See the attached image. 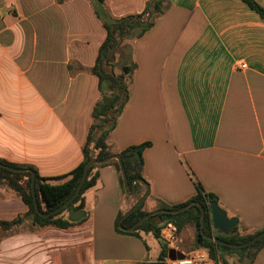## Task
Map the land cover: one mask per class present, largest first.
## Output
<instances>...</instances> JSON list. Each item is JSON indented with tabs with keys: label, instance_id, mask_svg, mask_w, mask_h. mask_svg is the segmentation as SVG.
<instances>
[{
	"label": "crops",
	"instance_id": "1",
	"mask_svg": "<svg viewBox=\"0 0 264 264\" xmlns=\"http://www.w3.org/2000/svg\"><path fill=\"white\" fill-rule=\"evenodd\" d=\"M148 1L106 0L105 10L113 18L138 15ZM165 1L151 29L128 41L135 69L109 143L115 154L149 144L141 154L147 213L187 202L198 183L238 220L240 234L261 231L264 22L240 0ZM105 37L89 0H0V160L52 185L80 164L100 99L87 69ZM94 173L85 218L65 229L36 228L23 219V201L0 187V222H16L0 230V264L158 262L160 238L116 230L135 199L115 167ZM184 230L189 246L192 233ZM250 264H264V244Z\"/></svg>",
	"mask_w": 264,
	"mask_h": 264
},
{
	"label": "trees",
	"instance_id": "2",
	"mask_svg": "<svg viewBox=\"0 0 264 264\" xmlns=\"http://www.w3.org/2000/svg\"><path fill=\"white\" fill-rule=\"evenodd\" d=\"M68 0H56L62 3ZM94 9L97 19L102 24L106 31V37L101 44L95 64L92 68L87 69V72L94 75L98 79V90L100 99L95 103L92 112V123L88 130L85 143L82 147V161L72 170L69 174L59 177L56 180L63 181L58 185L49 183L48 178L40 177L35 170L27 166H18L9 164L0 160L1 164L12 168L30 169L35 174V195L40 212L47 213L55 210L63 203H65L74 193L85 165L91 160H103L115 152L109 143L110 134L113 131L116 121L121 114L124 105L127 102V90L131 82V75L135 69V65L131 60L130 45L121 47L124 41H131L140 38L147 31L151 29L155 21L161 17L168 9V3L165 0H150L147 2L143 12L139 15L126 16L122 18H113L106 10V0H89ZM247 7L254 11L259 18L264 22V8L261 7L254 0H240ZM145 17V18H144ZM119 49L125 51L122 52ZM119 51V52H118ZM116 54L121 55L124 61L128 63L129 72L123 74L120 61L116 62ZM119 66L120 73L115 75L113 69L115 65ZM115 95L114 97L112 95ZM119 102L117 106H114ZM149 144H143L138 147L128 148L118 155L122 159V163L126 172L129 191L131 189L132 181L136 178L142 179V150L148 147ZM138 154L136 159H131L132 152ZM112 165L120 174L118 163L114 160L102 164L93 165L89 168L86 180L75 198L66 208L57 214L44 218L37 214L34 210L33 199L30 190L31 176L29 173L16 174L8 172L0 168V187L13 192L19 197L23 203L28 207V212L23 216V219L29 220L36 228H44L53 226L60 229H65L72 223L67 220V214L71 211L85 210L84 194L89 189L93 188L96 184L97 175L94 170L98 167ZM121 178V174H120ZM122 182V179H120ZM141 184H135V193L133 195L135 204L141 197ZM196 194L187 202L176 206H160V209L175 210L181 208L191 202L199 203L205 209V218L203 225V232L206 235H212L210 224V213L208 207L210 204H217V199L213 194L206 193L202 187L195 183ZM144 202L132 212L128 217L121 221V226L129 228L133 226L140 218L148 214L143 210ZM122 214L118 215L116 225L120 222ZM157 222V223H156ZM173 223L178 231V234L184 229H192V243L188 246V251L196 248L207 249L210 256L216 261L217 264H250L251 260L255 257L259 249L264 244V238L256 241L249 247L234 249L225 247L220 244L206 240L200 234V209L196 206H191L185 212L171 215V214H158L142 222L134 231L129 234L138 235L139 232L151 233L154 238L159 240L160 228L167 224ZM16 224V222H0V230L9 231ZM117 232L123 233L121 230L116 229ZM264 232V229L250 235H242L235 227L230 230L229 235L224 236L218 234L216 238L231 245H241L250 241L257 234ZM248 252L250 255L248 256ZM167 249L161 245V253L158 258L163 261Z\"/></svg>",
	"mask_w": 264,
	"mask_h": 264
},
{
	"label": "water",
	"instance_id": "3",
	"mask_svg": "<svg viewBox=\"0 0 264 264\" xmlns=\"http://www.w3.org/2000/svg\"><path fill=\"white\" fill-rule=\"evenodd\" d=\"M123 60H120V64H122ZM123 74H127L129 72V68H123L122 69ZM113 97L115 96L114 94L112 95ZM119 102H116L114 106H117ZM132 157L131 159H136L138 157V154L133 151L132 152ZM116 161L118 163L119 166V170H120V174H121V179H122V183H123V189L124 192L126 193L127 196H132L135 193V184L139 183V184H143L145 186V192L144 194L139 198V200L133 205L131 206V208L125 212V214L122 216L119 224H118V229L124 232H132L134 231L142 222H144L145 220L149 219L150 217H153L155 215L158 214H171V215H175V214H179L182 212H185L186 210H188L191 206H196L200 209V234L208 241L214 242L216 244H220L222 246L225 247H231L234 249H239V248H243V247H249L251 246L253 243H255L256 241L264 238V232H261L259 234H257L256 236H254L250 241L246 242L245 244H241V245H231L228 244L226 242H223L221 240H219L218 238H216L214 235H206L203 232V225H204V218H205V209L196 202H191L181 208L175 209V210H166V209H160L151 213L146 214L145 216H143L142 218H140L133 226L129 227V228H123L121 226V221L123 219H125L126 217H128L132 212H134L141 203H143L145 201V199L147 198L148 194H149V187L147 184L144 183V181L140 178H136L132 181V185H131V189L129 191V185H128V180H127V176H126V172L122 163V159L118 154L112 155L108 158H105L103 160H94L91 159L84 167L83 170V174L81 176V179L73 193V195L65 202L63 203L61 206H59L58 208H56L55 210L51 211V212H47V213H42L40 212L39 208H38V204H37V198L35 195V174L34 171L30 170V169H22V168H12L9 166H6L4 164L0 163V168L11 172V173H16V174H24V173H29L31 176V180H30V190H31V195H32V199H33V206H34V210L37 214H39L41 217L44 218H48L51 217L55 214H57L58 212L62 211L64 208H66L70 203H72L75 198L77 197V195L79 194L85 180L87 177V173L88 170L91 166L93 165H102L105 163H108L110 161ZM209 213H210V218H211V222H212V228L214 231L218 232L221 235L227 236L230 233V230L235 228L238 224V220L236 218H228L225 211L222 210L218 204H210L208 207ZM86 213L83 210L80 211H71L67 214V220L71 223H76L79 222L80 220H82L83 218H85ZM248 255H250V252H248ZM168 256H172V253L170 251H168ZM148 264H165L164 262H150Z\"/></svg>",
	"mask_w": 264,
	"mask_h": 264
},
{
	"label": "built area",
	"instance_id": "4",
	"mask_svg": "<svg viewBox=\"0 0 264 264\" xmlns=\"http://www.w3.org/2000/svg\"><path fill=\"white\" fill-rule=\"evenodd\" d=\"M240 68H245L244 64ZM159 238L172 256L164 258L165 264H217L210 256L207 249L196 248L187 252L180 249L178 245V231L173 223L163 225L159 230Z\"/></svg>",
	"mask_w": 264,
	"mask_h": 264
},
{
	"label": "rangeland",
	"instance_id": "5",
	"mask_svg": "<svg viewBox=\"0 0 264 264\" xmlns=\"http://www.w3.org/2000/svg\"><path fill=\"white\" fill-rule=\"evenodd\" d=\"M140 14H141V13H140ZM138 15H139V14H138ZM144 18H145V17H144ZM124 45H128V41H124V42L122 43L121 47H123ZM119 50L122 51V52H125V51H123V50H121V49H119ZM118 52H119V51H118ZM115 60H116V62H118V61H120V60H123L122 64H120L121 67H122V68H129V67H128V63H126V62L124 61V59H123V57H121V55L116 54V56H115ZM113 72H114L115 75H118V74L120 73V69H119V66H118L117 64L115 65V67H114V69H113ZM188 229H189V231H191V233L193 232L192 229H191V230H190V228H188ZM185 235H186V230H183V232L180 234V237H179V242H180L179 245H180V248H181L182 250L187 251V250H188V246H187L188 241L186 240ZM145 241H146V243L149 242L148 239H146ZM182 245H184V246H182Z\"/></svg>",
	"mask_w": 264,
	"mask_h": 264
},
{
	"label": "flooded vegetation",
	"instance_id": "6",
	"mask_svg": "<svg viewBox=\"0 0 264 264\" xmlns=\"http://www.w3.org/2000/svg\"><path fill=\"white\" fill-rule=\"evenodd\" d=\"M214 235H215V236H217V235H218V233L214 232Z\"/></svg>",
	"mask_w": 264,
	"mask_h": 264
}]
</instances>
